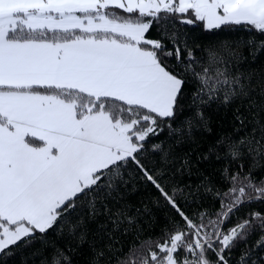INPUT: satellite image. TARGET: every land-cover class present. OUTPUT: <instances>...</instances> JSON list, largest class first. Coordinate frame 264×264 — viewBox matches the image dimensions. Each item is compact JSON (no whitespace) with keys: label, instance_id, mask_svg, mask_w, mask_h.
Wrapping results in <instances>:
<instances>
[{"label":"snow or ice","instance_id":"6c2138e0","mask_svg":"<svg viewBox=\"0 0 264 264\" xmlns=\"http://www.w3.org/2000/svg\"><path fill=\"white\" fill-rule=\"evenodd\" d=\"M262 162L264 0H0V264H248Z\"/></svg>","mask_w":264,"mask_h":264},{"label":"trees","instance_id":"16d2710c","mask_svg":"<svg viewBox=\"0 0 264 264\" xmlns=\"http://www.w3.org/2000/svg\"><path fill=\"white\" fill-rule=\"evenodd\" d=\"M179 27V26H178ZM186 32L190 36L194 37H200L203 40H208V39H223L227 36V33L224 31H219V30H213V32L218 33V36L214 35L213 32H205L203 29L199 28L198 26H186L184 28ZM171 31V29H169ZM158 31L157 29H153L151 32L152 37H157L158 36ZM243 35V33H236L235 30L233 31V36L235 35ZM234 47V45H233ZM245 55H247V51L245 50ZM209 115L211 116L212 120V133H202V132H196L193 136V141L191 143L184 144L180 147L177 148V151L183 154L184 152H188L191 156V159L193 161V164L195 167L193 168V173L189 177L187 175L185 176H177L175 178L176 182L180 185L183 186L184 182H190L192 184L198 183L199 182V177L197 174L196 169L199 168L200 171L204 172H212L214 169L213 167L208 164L207 162H203L201 164H196V161L201 153V151H206L207 146L212 143L218 136L225 135L228 133H231L233 129L228 125L227 120L231 119V112L229 111L227 117L225 118V114L223 111H221L219 114L212 112L209 110ZM264 163V162H262ZM216 168H219L220 165L217 164L215 165ZM156 193L154 190L141 186L140 184H137L136 190L130 191L128 195L126 196L127 202L133 206V211L135 210L136 207H140L141 204L140 202L143 200L147 202L149 197H154ZM211 201H204L205 206H207L208 203ZM218 207V205H217ZM254 210H260L264 209V205L261 204H256L251 206ZM243 211V210H242ZM163 209L159 213H157V220L159 223H163ZM147 227V226H146ZM158 231V228H157ZM149 233L146 231L144 235H148ZM259 239V233H253L249 237V241L247 244V248L250 249V253L248 256V264H252V261L255 260L256 264H264V246L262 247H257L256 246V241ZM38 246V245H37ZM125 250H127L128 244L125 242ZM245 248L244 244L240 245V248L235 251L234 257H233V264H235V260L238 258L240 254V249ZM17 264H19V260H17ZM30 264V262H29Z\"/></svg>","mask_w":264,"mask_h":264}]
</instances>
